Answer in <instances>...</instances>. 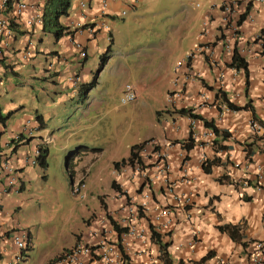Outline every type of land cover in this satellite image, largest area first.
Masks as SVG:
<instances>
[{"label": "crops", "instance_id": "1", "mask_svg": "<svg viewBox=\"0 0 264 264\" xmlns=\"http://www.w3.org/2000/svg\"><path fill=\"white\" fill-rule=\"evenodd\" d=\"M34 1L43 6L42 0ZM79 1L81 0H75L73 8L70 6V15L64 19L65 23L72 19V21L79 20L88 13L97 14L100 10L99 0H85L88 3L85 8L79 6ZM127 1L133 2L129 0L109 2L107 13L112 17L110 22L117 18L122 6L128 4ZM223 1L217 3L215 0H208V3L205 2L203 8L195 14L200 26L195 32V43L188 52V55H191L190 62L187 67L169 75L171 88L167 91L161 107L154 110V113L156 110H161L159 119L155 115L153 128L143 139L152 138V141L161 146L162 158L158 159L153 153V157L149 160L151 165L146 169L151 175L149 190L152 195V199L146 202V209L148 215L160 206H169L172 212L171 229L163 231L161 228L158 233L163 241H170L168 251L173 264L199 260L209 251H214V256L205 264H251L250 258L255 252L254 242L264 241V179L258 181L255 177L256 167L264 165V138L254 135L248 126L249 120L254 117L264 122V43L256 38L264 30V4L253 3L249 8V15L253 20L240 17L241 20L233 33L221 23L222 11L219 7ZM29 13V10H25L22 14L23 19ZM40 30L34 29L35 43L29 47L27 41L31 33L28 29L22 28V34L14 36L10 47L5 49L0 57L3 58L4 66V72L0 70V93L17 84L32 88L39 97L50 101L49 105H54L56 102L66 105L67 100L70 99L98 105L99 102L97 103L93 98L89 101L91 90L88 95L86 94L85 99L81 98L79 89L70 81L73 75L81 77L84 82L87 81L88 77L83 71L88 59L80 61L67 35L57 41L54 40L55 44L49 47ZM104 38L105 33H98L93 39H88L87 34L75 35V39L86 44L88 55L93 49L98 48L99 40ZM225 43L232 47L236 45L248 62L250 85L247 93H245L243 72L228 66L231 53L224 49ZM27 48L32 53L28 58L23 59L22 51ZM188 70L195 73V76L188 80L181 95L177 97L174 91H178V88L173 85V80ZM145 88L146 86H137L138 97L143 95ZM218 90L225 93L229 100L237 105H244L250 100V107L240 110L228 109L221 94L216 96ZM21 107V102L13 100L5 106L6 112L2 113L0 106L1 114H9L4 121L0 120V161L4 156L8 157L10 150H13L23 176L18 192L4 193L0 189V264H21V260L27 259V254H22L11 242L13 232L22 227L13 214L6 212V205L13 201L14 194L17 196L25 193L29 188V182L38 173H43L38 165L25 162V156L33 155L35 146L41 142V139L45 140L47 137L51 144L56 135L48 128L45 118L47 108H43L41 112L36 109L34 114L17 117L16 111ZM181 107L192 109L193 112L207 119H213L217 127L229 132L228 138L221 139L220 136L215 135L211 142V139L204 136L207 128L200 120H194L192 124L190 117L174 112ZM37 113L43 115L42 128L35 120ZM28 120L31 131L27 134L23 133L22 125ZM191 128L194 130L195 142L191 148L186 149L182 144L186 141ZM18 134L23 136L16 143L13 139ZM23 137H29L27 142H24ZM169 142L171 144L168 146ZM250 143H252L251 151L248 154L245 147L248 148L246 144ZM60 148L64 151L65 145ZM78 158L81 160L82 157L76 156L72 159L75 174L82 162L78 164ZM162 161L168 165L165 175L161 170ZM204 167L209 168V172H206ZM138 171H140L138 168L126 165L119 171L112 172L119 186L128 189L136 185V181L139 180ZM92 177L93 182L97 181V175ZM246 177L251 180V184L242 186L240 180ZM168 185H172V193ZM87 191L89 196L87 202L93 203L97 200L90 186H87ZM175 194L184 200L188 199L189 204L175 201L173 198ZM96 214H101V211ZM223 224L239 226L241 241L244 244L239 240H233L228 233L221 232L218 226ZM98 231V233L96 231L90 233L89 224L85 222L83 230L74 234L76 237L73 235L67 246H63L52 255L43 256L40 264H47L52 257L63 249L70 248L69 246H73L74 243L96 246L104 241L114 246L115 252L111 256L116 262L113 264H124L119 242L128 257L126 261L130 264H164L159 256L157 244L151 239L149 225L145 227L144 241L133 237L121 241V234L118 235L113 228L104 234L101 230ZM101 249L103 247L97 251ZM55 264L63 263L58 261ZM82 264L112 263L103 260L99 255H92L84 257Z\"/></svg>", "mask_w": 264, "mask_h": 264}, {"label": "rangeland", "instance_id": "2", "mask_svg": "<svg viewBox=\"0 0 264 264\" xmlns=\"http://www.w3.org/2000/svg\"><path fill=\"white\" fill-rule=\"evenodd\" d=\"M129 1H133V6L127 1L122 6L125 14L110 22L107 35L112 39H100L85 63L83 72L87 80H92L99 69L100 53L111 47L108 63L99 71L98 84L89 96V101L93 98L98 105L76 99L67 100L66 105H49L51 102L32 88L17 84L0 93L2 113L13 100L22 104L17 117L47 108L49 131L56 134L48 145L47 169L29 182L25 193L14 194L13 201L6 205V212L13 214L32 235L27 259L21 264H40L43 256L67 246L73 235L83 230L85 222L90 233L101 230L103 234L112 228L111 220L124 226L137 216V222L148 225L144 216L140 218L143 177L138 176L136 185L128 189L120 187L119 192L110 184L114 179L112 162L128 155L130 146L141 142L153 128L154 110L161 107L171 88L169 75L175 73L177 61L186 59L195 43V32L200 26L195 14L200 8L191 5L193 0ZM74 3L71 0L72 8ZM41 35L49 47L55 44L52 33L41 31ZM127 83L146 88L141 97L122 105L121 91ZM76 156L82 157L77 159L78 164L82 162L75 174L71 162ZM69 163L74 182L84 177L97 196L93 203L87 202L89 196L81 200L72 193ZM92 175H97V181L93 182ZM99 210L101 214H96Z\"/></svg>", "mask_w": 264, "mask_h": 264}, {"label": "built area", "instance_id": "3", "mask_svg": "<svg viewBox=\"0 0 264 264\" xmlns=\"http://www.w3.org/2000/svg\"><path fill=\"white\" fill-rule=\"evenodd\" d=\"M7 0H1V7H4V4ZM45 2V0H42ZM112 0H99L100 4V10L96 13H88L83 16H81V19L74 20V21H68L66 24L69 26L70 30H73L75 32V35H83L87 34V36L92 37L94 36L95 32L98 30L103 33H107L110 30V24L107 20L104 19L105 14L107 13V9L109 6V2ZM247 1L251 0H241V2L244 4ZM257 2H264V0H253ZM237 4V0H228L223 4V22H229L231 20L232 15L236 13V9L234 7ZM79 6L81 8H85L88 6V3L84 0L79 1ZM195 7L201 6V0H196L194 2ZM25 10H29V15L23 19L22 14ZM245 12L244 10L242 11ZM121 14H125V11L123 10ZM12 16H15L14 20L18 21L20 19H23V24L29 27H35L38 28L42 25V7L33 2L29 3L25 0H22L18 3L15 11ZM248 19L252 20V17L248 15ZM9 20L10 16L6 17L3 16V14L0 12V57L3 55L6 48L10 47L11 40L14 37L13 32L9 28ZM87 25V27L85 26ZM70 41H72L74 47L79 51L80 57H83L85 55V51L83 50V43L79 40L75 39L72 35H67ZM35 43V36L34 34L28 35V41L27 46H31ZM30 49H25L22 51L21 57L23 59L28 58L31 55ZM184 65V61H178L177 66L181 67ZM194 78V74L188 70L187 72L181 74L174 80V84L178 86L179 91H176V96H180V92L182 90V87L185 85V83L188 82V80ZM176 97V98H177ZM137 99V91L136 87L132 84H125L123 88L122 95L120 96V104L124 105L129 102H132ZM170 101V100H169ZM27 123H24L22 125L23 130L30 133L29 128L30 125ZM191 123H194V120H191ZM250 131L256 135V136H262L264 137V123L260 122L256 119H250L248 123ZM204 136L208 139H212L213 132L211 130H206L204 133ZM145 151V148L141 151ZM37 150L35 151V154H37ZM25 162L35 164V159L30 157L24 158ZM20 167L16 163V156L14 154L9 153V156H4L2 160L0 161V181L2 180V184L0 185L1 191L4 193H8L10 191L16 192L17 189L20 186V181L22 179L21 173L18 171ZM140 170L138 166H136ZM168 169V165L165 163H162V171L166 173ZM140 173V177H143V179H146L147 175L145 171H138ZM165 175V174H164ZM255 177L258 181H261L264 179V165H258L256 167V174ZM5 179V182H4ZM246 179L249 178H242L240 180L241 185L245 186L247 185ZM85 184L84 183H76L72 189L73 193L77 195L79 198L84 199L86 196V192L84 190ZM170 190V193L173 192L172 185L167 186ZM142 200L140 201V208H143L144 210H147L146 202L150 199L151 195L149 191H144L142 194ZM174 200L178 202H183L185 205L189 204L188 199H183L182 197L178 196L177 194L174 195ZM142 209V210H143ZM172 212L169 208V206L162 207L160 206L153 212L149 214V221L153 225V228L156 232H160V229L162 228L163 231H168V229H171L173 225L172 221ZM140 219V218H139ZM138 220L137 216H133L132 219H130L124 227L126 228V232L123 234V240H126L128 237H133L135 239H138L139 241L145 240V226L144 224L137 222ZM25 235L21 232L18 234H15L13 236V243L16 247L22 248L25 245L24 242ZM101 250L97 251L98 249L102 248ZM255 252L250 258L251 264H262L264 263V241L259 240L254 242ZM115 252L114 246L112 244H107L104 242H99L96 245V248L93 249L91 245H73L68 251L64 252L60 262L63 264H82L84 257L92 256V255H99L103 260L107 261L108 263H115L116 261L111 256L112 253Z\"/></svg>", "mask_w": 264, "mask_h": 264}, {"label": "trees", "instance_id": "4", "mask_svg": "<svg viewBox=\"0 0 264 264\" xmlns=\"http://www.w3.org/2000/svg\"><path fill=\"white\" fill-rule=\"evenodd\" d=\"M20 1H22V0H7L6 3L4 4V7L0 8V12L3 14V16H6V17L10 16L9 28L13 32L15 37L18 34H22V32H23L22 28L24 30L28 29L29 33H31V35L34 33V29H35V27L27 28V26H25L23 24V19L15 21L14 20L15 16L11 15L15 11V9H16V7ZM25 1H27L28 4L35 2L34 0H25ZM0 2H1V0H0ZM70 6H71V0H45V2L43 3V6H42V31L52 33L56 41L59 40L62 36H64L66 33H68V31H67L68 27L61 22V18L62 17L67 18L70 15ZM0 7H1V3H0ZM238 23H239V21H238ZM25 33H26V31H25ZM261 36H262L261 37L262 41L264 42V30L262 31ZM110 51H111V47L109 46V47H107V49H105L103 52L100 53V55H99L100 63H99L98 72L103 69V67L105 66V64L109 60ZM88 57H89L88 54L85 57H83L82 62L86 61L88 59ZM2 60H3V58H0V65H1L0 70L3 71L4 66L2 64ZM228 66L233 68V69H236V70H241L243 72L244 77H245V81H244L245 93H247V90H248L249 85H250V81H249L250 73H249V68H248V62L244 58V56L241 55V53L239 52L236 45H234V47L232 49V53H231V57H230V61L228 63ZM97 75H98V73L96 75H94L92 80H88V81L80 83V86H79V93L80 94L79 95L81 98H84L86 96V94L88 95V92L91 89L96 87V85L98 84ZM219 93L222 96L223 102L225 103L227 108L230 110H240V109L250 107V100L247 103H245L244 105H237V104L233 103L232 101H230L229 98L226 96V94L223 92L221 93L220 90L216 91V93H215L216 96H218ZM174 112L180 114L181 116H189L191 118L200 120L204 127L210 128L217 136H220L221 139H226L229 136V132L225 129H220L219 127H217L216 124L214 123L213 119L212 120L207 119V118L203 117L202 115L193 112L192 109L181 107V108L175 109ZM160 113H161V110L155 111V115H156L157 119H159ZM8 116H9V114L3 115L0 112V120L1 121H4L5 119H7ZM35 119L40 123L41 128L44 127V125H43L44 120H43L42 114L37 113L35 115ZM254 119H256V117H254ZM261 122H263V121H261ZM259 137L264 138L262 136H259ZM149 140L150 139H147V140H143L142 142L132 144L129 148V153H128L127 157L121 158L120 160H117V161H113L114 168L117 169L120 167V165L128 164L130 166L137 165L140 169H144L145 165L143 163L142 156L140 155L139 151L145 145V143ZM214 141L218 142L217 140H214ZM193 142H194V140L192 137V131H189V135H188L186 141L183 143V145L186 149H188V148H191L193 146V144H194ZM251 144L252 143H250L249 145L246 144L249 147L248 148L245 147V150L247 151L248 154L251 151V148H250ZM155 148L157 149L158 147H155ZM48 153H49L48 147L44 145V146H41L39 154L36 157L37 164L43 171H45L48 167V161H47ZM66 164H67V162H66ZM69 167H70V163L67 165V168H68V172H69V177H70L69 184H70V188H71V185L73 182V179H72L73 172H71L69 170ZM204 169L206 172H209V168L204 167ZM218 180L222 181L221 178H218ZM245 181L247 184H251L250 179H246ZM111 186L114 189H119V187L116 184L114 179L111 181ZM111 223H112V227L116 230L118 235H120L123 230H126L125 227H119L114 220H111ZM149 228H150V232H151V239L158 246L160 258L162 259L164 264H173L172 258L170 256L169 251H168L170 241H163L161 239L160 234L154 230L152 224L149 225ZM218 229L221 232L228 233L233 240H239V241L242 240V235L239 231V229H240L239 226H235V225H231V224H223V225H219ZM241 243L244 244V242H242V241H241ZM118 246H119L120 252L122 254L124 264H130L128 261H126L128 259V257L126 256V253H125L123 246L121 245L120 242H119ZM30 248H31V235H30V231L26 230V247L23 249V252L27 253V250H29ZM61 255L62 254L59 253L58 255L52 257L48 261V263H51V262L58 260L61 257ZM213 256H214V251H209L204 256H202L199 260H189L188 263L181 261L178 264H205L206 261L208 259L212 258Z\"/></svg>", "mask_w": 264, "mask_h": 264}, {"label": "clouds", "instance_id": "5", "mask_svg": "<svg viewBox=\"0 0 264 264\" xmlns=\"http://www.w3.org/2000/svg\"><path fill=\"white\" fill-rule=\"evenodd\" d=\"M85 1V0H84ZM196 0H193L192 2H191V5L194 7V8H203V6H204V2H203V0H201V6L200 7H195L194 6V2H195ZM228 0H224L222 3H221V5H220V10L222 11V16H221V23L226 27V28H228L229 30H232V32L233 33H235V30H236V25H238L239 23H238V21L240 22V20H241V18L243 17V18H245V17H248V15H249V8L251 7V5L253 4V3H260V4H264V2H257V1H253V0H251V1H247V2H245L244 4L241 2V0H237V4H236V6L234 7V9L233 10H235L236 9V13L234 14V15H232V17H231V20L229 21V22H223V4L225 3V2H227ZM130 6H133V2L132 3H130ZM245 11L244 13L242 12V11ZM123 11V10H122ZM121 11V12H122ZM121 12L117 15V17H122L123 15L121 14ZM250 16V15H249ZM241 17V18H240ZM104 19L105 20H107L108 22H109V24H110V21H111V19H112V17L111 16H109L108 15V13H106L105 14V17H104ZM110 19V20H109ZM250 20V19H249ZM253 20V19H252ZM64 25H66L67 27H68V33H66L65 35H72L73 37H75V32L73 31V30H70L69 29V26L65 23V22H62ZM86 27H87V25H85ZM110 28H111V26H110ZM35 29H41L40 31H42V25L40 26V27H38V28H35ZM109 32V31H108ZM107 32V33H108ZM98 33H103V32H100V31H96L95 32V34H94V36H92V37H89V36H87L88 37V39H93V38H95L96 37V35L98 34ZM107 33L105 34V38L106 39H112V37L110 38L108 35H107ZM261 33H262V31L260 32V34H258L257 35V39L259 40V41H261L262 43H264L263 41H262V36H261ZM34 34V33H33ZM35 35V34H34ZM111 35V34H110ZM36 38V37H35ZM81 42V41H80ZM83 43V50L85 51V55L83 56V57H85L87 54H88V48H87V46H86V44L84 43V42H82ZM233 47H234V45H233ZM233 47L232 46H230L228 43H225L224 44V49L225 50H227V51H229L230 53H232V49H233ZM75 48V47H74ZM238 48V47H237ZM75 50L77 51V53H78V56H79V58H80V61H82V59H83V57H80V54H79V51L75 48ZM238 50H239V52L241 53V55H243L242 54V52H241V50L238 48ZM190 56L191 55H188L187 57H186V59H182L183 61H184V65H182L181 67H179V66H177V64H176V71L178 70V69H182V68H185V67H187V64L190 62ZM244 56V55H243ZM245 58V57H244ZM182 60H178V61H182ZM177 61V62H178ZM175 71V72H176ZM97 73H99V72H97ZM193 73V72H192ZM194 74V76H195V73H193ZM181 75V74H180ZM177 78V77H176ZM175 80V79H174ZM174 80H173V85L176 87V85L174 84ZM70 81L73 83V86L74 87H77L78 89H79V86H80V83L81 82H84V81H82V79H81V77H78L77 75H73L71 78H70ZM88 81V80H87ZM127 84H130V83H127ZM186 84V83H185ZM135 87H136V91H137V97H138V90H137V86L135 85V84H133ZM125 86V85H124ZM179 86V85H178ZM177 86V88H179ZM185 86V85H184ZM184 86L182 87V90H183V88H184ZM124 88V87H123ZM182 90H181V92H182ZM176 91L177 90H175L174 91V93H175V95H176ZM178 91H179V89H178ZM123 92V89H122V91H121V93ZM181 92H180V95H181ZM169 94H172V93H170L169 92ZM168 97H169V95H168ZM168 99V98H167ZM170 100V99H169ZM171 101V100H170ZM125 105V104H124ZM187 117H189V116H187ZM190 119H192V120H197V119H194V118H191L190 117ZM252 119H254V118H252ZM36 120V119H35ZM257 120V119H256ZM37 121V120H36ZM259 121V120H258ZM38 122V121H37ZM36 122V123H37ZM261 122V121H260ZM264 123V122H263ZM39 124V123H38ZM38 127V126H37ZM207 128V127H206ZM207 130H211L210 128H207ZM29 131H31L30 130V128H29ZM190 131H192V137H193V135H194V130L191 128L190 129ZM212 131V130H211ZM213 132V131H212ZM23 133H27L28 134V132L27 131H25V130H23ZM216 134L213 132V136H215ZM23 136V134H18V135H16V137L13 139V141L14 142H19L20 140H21V137ZM217 136V135H216ZM24 138H26V139H24ZM213 138V137H212ZM29 139V137H23V140H24V142H27V140ZM148 139H150L149 141H147L146 143H145V145L140 149V151H139V153H140V155L142 156V160H143V163H144V165H145V167H144V169H140V170H142V171H145V173H146V175H147V177H146V179H143L142 181H143V183H144V186H143V191H141V194L144 192V191H149V193H150V195H151V192H150V190H149V184H150V179H151V175H150V172H149V170L148 171H146V169L148 168V166H150L151 164H150V162H149V160L153 157L152 156V154L153 153H155V155H157V157H158V159H160V158H162V155L160 154V145L159 144H156L154 141H152V138H148ZM145 140H147V139H145ZM193 140H194V137H193ZM142 142V141H141ZM194 142H195V140H194ZM211 142H212V139H211ZM49 144V138H45V140H43V139H41V142L40 143H38V145H36L35 147H36V150L38 151L37 152V154H35V151L33 152V155H27V156H25V157H30V158H34L35 159V164H31V163H29V164H31V165H38L37 164V160H36V157L38 156V154H39V151H40V148H41V146H47ZM171 143L169 142V143H167V145L169 146ZM164 146H166L165 144H163ZM182 146H183V144H182ZM155 147H158L157 149L155 148ZM145 148V151L144 152H142V154H141V151L143 150ZM11 153L12 154H14L13 153V150H11ZM15 155V154H14ZM127 157V156H126ZM16 159H17V157H16ZM73 159V158H72ZM162 163H165V164H167L165 161H162ZM71 165H72V162H71ZM129 166V167H136L137 165H135V166H130V165H128V164H124V165H120V167L119 168H114V166H113V162H112V166H113V168L111 169V172L114 170V171H119L120 170V168L121 167H123V166ZM71 167V166H70ZM18 171L20 172L21 170H20V168L18 169ZM133 171V170H132ZM167 172V171H166ZM20 173H22V171L20 172ZM113 173V177H114V172H112ZM164 174H166V173H164ZM138 176H140V174L138 175ZM72 179H73V177H72ZM113 180V179H112ZM115 180V179H114ZM21 182H23V180L21 179V181H20V186H21ZM115 182H116V180H115ZM76 183H84L85 184V187H84V190H85V192H86V196H85V198H87L88 197V191H87V185H86V181H85V179H84V177L83 178H80V179H78L77 181H75L74 182V180H73V182H72V185H71V191H72V189H73V187H74V185L76 184ZM111 184V183H110ZM116 184L118 185V187H119V189H115V190H117V191H119L120 192V186H119V184L116 182ZM20 186H19V188H20ZM243 186V185H242ZM19 188L17 189V191L16 192H18L19 191ZM72 193H73V191H72ZM74 194V193H73ZM75 195V194H74ZM77 196V195H76ZM78 197V196H77ZM84 198V199H85ZM98 198H99V196H98ZM81 199V198H80ZM150 199H152V195H151V197H150ZM81 200H83V199H81ZM143 212H145L144 211V209L142 210ZM142 211H141V215H140V218H142L143 216V218H145V220H146V222H147V224L148 225H150L151 223H150V221H149V215H148V213H142ZM117 225H118V223H117ZM119 227H124V226H120V225H118ZM145 226V225H144ZM146 227V226H145ZM113 228V227H112ZM127 227H125V229H126ZM114 229V228H113ZM115 230V229H114ZM116 231V230H115ZM19 232H21V233H23L24 235H25V238H24V242H25V245L22 247V248H18V247H16L15 245H14V243H13V236L15 235V234H18ZM126 232V230H123L122 232H121V241L123 240V234ZM102 233H103V231H102ZM11 242H12V244L23 254H25V252H23V249L26 247V230L24 229V228H17L14 232H13V234L11 235ZM90 244V243H89ZM74 245H75V243H74ZM91 246H92V248L93 249H95L96 248V246H94L93 244H90ZM72 247V246H71ZM70 247V248H71ZM70 248H65V249H63L60 253L63 255V253L64 252H66V251H68ZM59 254V253H58ZM57 254V255H58ZM62 255H61V257H62ZM94 256H98V255H94ZM61 257L58 259V260H56V261H54V262H51V263H47V264H55L56 262H58V261H60L61 260Z\"/></svg>", "mask_w": 264, "mask_h": 264}]
</instances>
